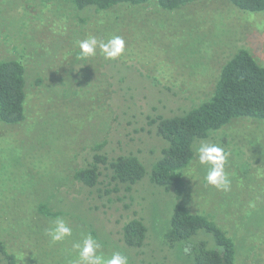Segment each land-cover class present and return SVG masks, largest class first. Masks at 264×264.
Wrapping results in <instances>:
<instances>
[{
    "label": "rangeland",
    "instance_id": "rangeland-1",
    "mask_svg": "<svg viewBox=\"0 0 264 264\" xmlns=\"http://www.w3.org/2000/svg\"><path fill=\"white\" fill-rule=\"evenodd\" d=\"M249 14L264 22V11L239 10L228 0L173 11L152 2L77 11L69 0H0V61L22 64L26 95L24 120L0 122V242L17 264H73L72 243L88 233L104 256L119 251L129 264H190L181 247L164 242L171 194L148 177L128 193L114 191L106 173L95 188L72 176L96 145L110 158L135 155L149 173L165 145L151 119L182 115L208 99L221 67L240 49L264 67V32ZM90 36H120L125 53L107 60L97 50L81 59L78 42ZM201 142L230 153V191L206 185L195 150ZM194 153L181 172L182 204L233 239L235 264H264V121L233 119L197 141ZM42 204L59 215L40 214ZM56 218L73 235L52 244L45 232ZM133 218L148 230L140 249L123 243V225Z\"/></svg>",
    "mask_w": 264,
    "mask_h": 264
},
{
    "label": "trees",
    "instance_id": "trees-1",
    "mask_svg": "<svg viewBox=\"0 0 264 264\" xmlns=\"http://www.w3.org/2000/svg\"><path fill=\"white\" fill-rule=\"evenodd\" d=\"M197 0H69L81 11L94 8L108 10L120 4L142 5L152 2L166 11H173ZM239 10L263 12L264 0H228ZM24 67L16 60L0 61V122L11 125L24 120ZM241 117L264 121V67L257 64L246 50H238L220 69L211 96L182 115L151 119L150 125L165 143L160 156L147 173L143 163L133 154L114 158L100 152L96 145L89 162L73 173V180L88 188H95L106 173L108 185L114 191L132 187L148 177L150 184L171 194L174 203L164 234L170 247H181L190 264H235L236 249L233 239L214 220L189 212L181 202L185 182L181 172L193 161L194 144L206 139L231 120ZM110 192V190H106ZM38 212L55 217L59 212L39 205ZM135 214V213H134ZM123 243L140 249L145 245L148 230L141 219L133 218L123 225ZM0 259L4 264H17L15 255L0 242Z\"/></svg>",
    "mask_w": 264,
    "mask_h": 264
},
{
    "label": "clouds",
    "instance_id": "clouds-1",
    "mask_svg": "<svg viewBox=\"0 0 264 264\" xmlns=\"http://www.w3.org/2000/svg\"><path fill=\"white\" fill-rule=\"evenodd\" d=\"M249 23H255V14H249ZM257 31L264 32V22L255 23ZM81 59H89L97 54V50L107 60H115L125 53V40L120 36H113L106 41L98 40L95 36L78 42ZM199 165L206 168L204 177L207 186L217 191L228 192L231 189V179L226 172L230 153L217 143L201 142L195 149ZM52 244H58L72 237V228L63 218L52 221L45 232ZM71 251L76 254L73 264H129L128 256L115 251L110 257L104 256L101 243L91 233L72 243Z\"/></svg>",
    "mask_w": 264,
    "mask_h": 264
}]
</instances>
